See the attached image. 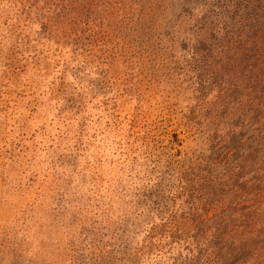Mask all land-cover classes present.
Listing matches in <instances>:
<instances>
[{
  "label": "rangeland",
  "instance_id": "rangeland-1",
  "mask_svg": "<svg viewBox=\"0 0 264 264\" xmlns=\"http://www.w3.org/2000/svg\"><path fill=\"white\" fill-rule=\"evenodd\" d=\"M71 1L0 0V264H264V206L236 213L209 161L203 8L172 0L154 33L133 0Z\"/></svg>",
  "mask_w": 264,
  "mask_h": 264
},
{
  "label": "trees",
  "instance_id": "trees-1",
  "mask_svg": "<svg viewBox=\"0 0 264 264\" xmlns=\"http://www.w3.org/2000/svg\"><path fill=\"white\" fill-rule=\"evenodd\" d=\"M133 1L142 5L140 14L150 18L149 26L154 33L156 18L164 15L163 10L175 8L172 0H162L154 8H148L144 0ZM71 2L76 4L78 0ZM178 3L179 14L190 18L196 8H203L202 18L198 16L195 25L199 42L192 48L193 70L198 74L205 70L212 80L211 88L222 87L219 93L225 95V101L219 102V97L215 103L217 110L210 111L206 118L213 152L210 164L224 169L221 178L218 177L222 186L218 192L233 194L236 213L248 212L255 217L264 206V0H215L211 4L208 0H178ZM59 7L58 14L65 13V3ZM92 9L93 4L89 3L82 7L87 17ZM73 31L72 36H78L77 26ZM219 70L226 74L227 82L215 78ZM199 81L202 83V79ZM199 86L202 89V84ZM229 108L237 109L240 116L228 123L230 110H233ZM228 126L230 133L224 132ZM208 176L214 179L211 172ZM180 181L183 194L189 193L193 180L184 176ZM160 195L156 192L158 209L164 199ZM178 220L177 215L169 216L168 224L178 228ZM254 226L255 221L249 223L250 228ZM174 234L170 239L179 240ZM204 256L202 252V258Z\"/></svg>",
  "mask_w": 264,
  "mask_h": 264
}]
</instances>
